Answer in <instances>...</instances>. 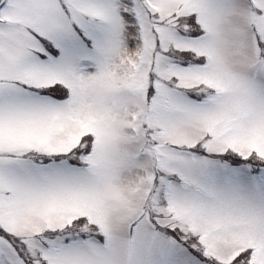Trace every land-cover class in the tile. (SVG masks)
I'll use <instances>...</instances> for the list:
<instances>
[{"label": "snow or ice", "instance_id": "6c2138e0", "mask_svg": "<svg viewBox=\"0 0 264 264\" xmlns=\"http://www.w3.org/2000/svg\"><path fill=\"white\" fill-rule=\"evenodd\" d=\"M0 264H264V0H0Z\"/></svg>", "mask_w": 264, "mask_h": 264}]
</instances>
